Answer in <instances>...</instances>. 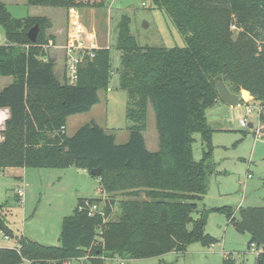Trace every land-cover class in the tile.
Wrapping results in <instances>:
<instances>
[{"label":"trees","instance_id":"obj_1","mask_svg":"<svg viewBox=\"0 0 264 264\" xmlns=\"http://www.w3.org/2000/svg\"><path fill=\"white\" fill-rule=\"evenodd\" d=\"M166 11L185 40L184 46L140 45L131 34L130 19L118 26L116 48L121 52L119 86L127 92V142L117 143L95 121L68 136L70 115L89 111L108 90L113 76L111 47L94 50L79 64L77 80L68 83L55 72L47 35L52 27L46 16L13 17L0 0V76L11 82L0 90V109L7 108L0 140V171L8 167H77L89 174L101 168V192L108 194L101 211L90 215L79 198L73 212L64 216L58 245L16 235L8 227L0 204V229L14 236L18 246L0 247V264H66L86 258L104 264L111 258L142 259L170 251L185 252L192 242L213 244L206 231L212 211L225 213L236 229L249 234L248 247L260 250L256 264H264V206L241 207L239 217L231 207L199 209L207 192L213 147V129L206 110L223 100V81L241 98L250 93L261 107L264 121V0H153ZM108 0H26L29 5L102 8ZM36 41L28 36L35 24ZM236 25V30L231 28ZM154 106L159 148L151 151L144 131L148 104ZM264 132V129H263ZM195 133L208 150L196 160ZM93 175V174H92ZM94 176V175H93ZM124 195L117 199V194ZM18 197V196H17ZM100 203L97 197L87 198ZM21 201L22 198L18 197ZM115 207L119 208L113 218ZM223 264H233L230 255Z\"/></svg>","mask_w":264,"mask_h":264},{"label":"rangeland","instance_id":"obj_2","mask_svg":"<svg viewBox=\"0 0 264 264\" xmlns=\"http://www.w3.org/2000/svg\"><path fill=\"white\" fill-rule=\"evenodd\" d=\"M3 1L16 18L46 15L52 10L61 13L58 24L65 28L56 36L53 44L50 40L47 48L49 55L57 58L56 71L62 78L63 52L57 48V44L65 41L66 25L70 19L69 15L66 19L67 9L29 5L26 0ZM78 9L82 23L87 25L88 34H94L101 47H111L114 73L110 90L99 92L98 103L87 112L69 116L66 133L71 136L80 126L95 121L106 132L115 134L117 143H125L130 136L128 127L133 121L127 117L128 96L119 86L116 72L120 66L121 52L115 45L122 18L129 17L131 34L143 46H184V37L166 11L157 7L153 0H108L102 8ZM47 18L52 24V20ZM50 28L46 30L47 35H52ZM5 39L4 29L0 25V41L5 42ZM10 81L11 77L0 76V89ZM259 110V101L248 92L242 94L237 105L220 99L207 108L208 124L213 129V150L209 159L212 171L207 177L208 188L203 200L199 201V209L227 206L239 217L241 207L264 206V121L259 117ZM241 118L247 120V126L241 124ZM4 127L5 123L0 124V139ZM144 136L148 149L156 151L159 148V132L151 102L148 104ZM194 136L193 156L200 160L208 147L200 133ZM23 174L24 182L18 177ZM20 187L24 188L22 201L18 200L15 191ZM107 196L101 192L99 177L73 166L8 167L0 171V204L8 202L2 211L8 227L14 234H23L44 244H58L62 219L73 212L79 198L98 197L100 204H103ZM116 197L120 199L124 195L119 193ZM118 213L119 208L115 207L113 218ZM206 231L216 238L213 244L204 245L197 241L189 244L185 252L174 250L142 259L116 257L106 260L104 264H223L228 255L232 257L233 264H256L257 254L248 247L249 234L238 231L225 213L212 211ZM16 246V239L6 236L0 229V247ZM72 264L90 263L86 259L74 260Z\"/></svg>","mask_w":264,"mask_h":264},{"label":"built area","instance_id":"obj_3","mask_svg":"<svg viewBox=\"0 0 264 264\" xmlns=\"http://www.w3.org/2000/svg\"><path fill=\"white\" fill-rule=\"evenodd\" d=\"M76 8H70V19L68 20L67 35L63 44H57V48L62 50L64 59V76L68 83L74 84L77 80L78 66L82 63L86 57L92 58L94 56V50L101 47L94 34H88L84 24L82 23L81 17L78 14ZM231 28L236 30V25H232ZM1 42V41H0ZM110 90V88L108 89ZM250 109H253L249 107ZM259 110V117H260ZM9 117V110L7 108L0 109V124L5 123ZM241 124L247 126L248 122L245 118H241ZM253 126V124H252ZM17 194L20 197L24 195V188L20 187L17 189ZM84 206L87 208L90 215L95 212L101 211V204L96 202H90L85 198ZM251 248L255 250L256 254L260 253L259 248L255 243L251 245ZM123 263V261H122ZM238 264H241L240 262Z\"/></svg>","mask_w":264,"mask_h":264},{"label":"crops","instance_id":"obj_4","mask_svg":"<svg viewBox=\"0 0 264 264\" xmlns=\"http://www.w3.org/2000/svg\"><path fill=\"white\" fill-rule=\"evenodd\" d=\"M4 2V1H3ZM79 9L77 8V12H78V14L80 15V17H81V19H82V15H81V13L78 11ZM67 11V14H66V19L68 18V15H69V11H70V9H67L66 10ZM61 13H59V11H57V10H52L50 13H48V14H46V15H36V16H46V17H49L51 20H52V27L49 29L51 32L50 33H52V36H54L55 37V40H56V36L58 35V34H60L63 30H64V26H62V25H59L58 24V17H59V15H60ZM67 21V20H66ZM83 21V20H82ZM83 24H84V26H87L84 22H83ZM67 26H68V21H67V25H66V34H65V38H66V35H67ZM51 41H52V44H53V40L51 39ZM51 57H53L54 59H55V61H56V65H57V58H55L54 56H51ZM55 72H56V75L58 76V77H60L59 75H58V73H57V71H56V66H55ZM64 74V59H63V65H62V75ZM64 76V75H63ZM61 78V77H60ZM11 82V81H10ZM3 87H1V89H2ZM0 89V90H1ZM66 129H67V125H66ZM66 131V130H65ZM145 140H146V136H145ZM146 145H147V141H146ZM22 168H27V167H22ZM24 173H25V170H24ZM23 182H24V174L23 175H19L18 176ZM16 191V195H18L17 194V190H15ZM18 197H20L19 195H18ZM22 198V197H21ZM98 198V197H97ZM22 201V200H21ZM64 218V217H63ZM63 220V219H62ZM62 228V227H61ZM17 235V234H16ZM22 236H24V237H27L28 239H31V238H29L28 236H26V235H23V234H21ZM61 235V234H60ZM14 237V236H13ZM15 239H16V237H14ZM59 239H60V237H59ZM31 240H34V239H31ZM16 241H17V246H18V240L16 239ZM36 241V240H35ZM42 243V242H41ZM60 243V240H59V242H58V244ZM57 244V245H58ZM47 245H50V244H47ZM74 260H86V258H78V259H73V260H71V261H68L66 264H72V262L74 261ZM28 263V264H35V263H32V261H30V260H28V259H24L23 260V262L21 263V264H24V263Z\"/></svg>","mask_w":264,"mask_h":264},{"label":"water","instance_id":"obj_5","mask_svg":"<svg viewBox=\"0 0 264 264\" xmlns=\"http://www.w3.org/2000/svg\"><path fill=\"white\" fill-rule=\"evenodd\" d=\"M39 30H40V26L37 23L32 28H30V30L28 31V36H29V38L32 41H36L37 40ZM218 91H219L220 97L225 102H227V103H229L231 105H237V104L240 103V99H239L238 95L232 93L230 91V89L228 88V86L223 81L218 83ZM250 125L252 126V124H250ZM91 173L94 176H100L101 168L100 167L94 168V169L91 170Z\"/></svg>","mask_w":264,"mask_h":264}]
</instances>
